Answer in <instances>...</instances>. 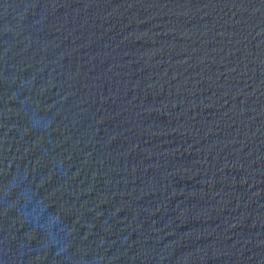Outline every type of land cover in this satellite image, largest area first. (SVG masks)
<instances>
[{
  "label": "water",
  "instance_id": "1",
  "mask_svg": "<svg viewBox=\"0 0 264 264\" xmlns=\"http://www.w3.org/2000/svg\"><path fill=\"white\" fill-rule=\"evenodd\" d=\"M0 264H264V0H0Z\"/></svg>",
  "mask_w": 264,
  "mask_h": 264
}]
</instances>
